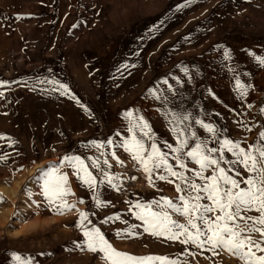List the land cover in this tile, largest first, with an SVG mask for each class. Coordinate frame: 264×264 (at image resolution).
Masks as SVG:
<instances>
[{"label":"rangeland","instance_id":"374dc122","mask_svg":"<svg viewBox=\"0 0 264 264\" xmlns=\"http://www.w3.org/2000/svg\"><path fill=\"white\" fill-rule=\"evenodd\" d=\"M256 57L264 58V0H0V157H6L0 160V264H18L15 255L31 264H107L102 253L87 250L84 231L94 227L115 249L137 258L245 264L222 247L183 243L186 234L154 235L135 205L188 226L189 218L164 201L182 207L181 195H206L187 187L207 182L195 176L200 166L185 155L196 143L190 133L217 149L210 153L217 159L225 139L246 150L259 144L264 65ZM144 122L148 136L140 128ZM133 134L143 141L145 158L155 143L187 183L164 167L149 178L124 147ZM178 134L188 138L182 153L166 147H178ZM64 157L83 160L95 183L85 184L83 172ZM235 160L225 148L220 167L245 187L249 173L230 163ZM50 165L67 175L70 210L56 211L43 195V180L34 179ZM199 203L212 204L206 198ZM81 213L87 214L83 226ZM252 223L237 221L245 234ZM250 235L264 246L259 232Z\"/></svg>","mask_w":264,"mask_h":264},{"label":"snow or ice","instance_id":"6c2138e0","mask_svg":"<svg viewBox=\"0 0 264 264\" xmlns=\"http://www.w3.org/2000/svg\"><path fill=\"white\" fill-rule=\"evenodd\" d=\"M260 64L264 65V58L256 57ZM66 89L65 85H61ZM237 88L244 89V86L237 80ZM264 111V109H262ZM126 115L131 116V113ZM143 119L142 117L140 118ZM186 119V117H185ZM208 132L215 134V129L211 124H205L201 120L196 121ZM133 127H136L134 125ZM148 124L144 122L140 125L141 131L148 129ZM133 129L130 128L129 131ZM175 131V129H174ZM143 135L148 136V131H143ZM192 138L196 139L194 147L186 152V157L191 158L196 164H199L200 171L195 173V176L200 177L207 182L201 186L195 183H187V178L183 173L177 172L171 165L168 164L166 154L163 153L155 143L151 145V152L144 157L146 151L145 145L142 140H138L133 134L130 141H126L124 147L127 151L132 153L133 159L138 161L144 168L146 173H151L155 168L164 167L170 176L187 183V187L191 191L196 193H205V196L189 194L188 197L181 195L179 199L183 201L182 207H177L170 200H165L164 203L167 207L172 208L174 211L188 217V226L183 224H177L172 221L166 212H152L150 206L143 204L135 205L141 211L137 214L138 218L144 220L148 225L147 230L153 232L154 235H163L165 232L169 233V239H178L179 235H185L186 239L183 243H192L198 247H203L205 244L211 246V248H224L230 253L238 255L245 264H264V255L257 256L256 251L264 252V246L261 242L253 240L250 233L259 232L261 236H264V227H256V225L264 226V132L260 133V142L258 145H250L246 150L240 147L239 142H233L225 139L221 144V156L217 159L210 155V153L216 152L217 149H207L206 144L199 141L196 138V133H190ZM178 147L173 148L170 144L166 147L170 148L174 153H182L185 148L188 147V138L182 137V134H178ZM227 149L235 157V161H231L232 164H240L249 173L248 177L243 180L245 187H241V181L230 176L225 168L220 167V161L223 160V150ZM6 157H0V160H4ZM179 163L180 168H186L183 160L179 156L174 157ZM64 160L70 161L77 167V174L83 172V179L85 184L90 187L95 183V177L88 171L87 165L79 157H64ZM107 163V161H105ZM122 163V162H121ZM99 166L98 164L96 165ZM215 166L214 174L205 177L203 172L209 168ZM60 166L50 165L47 169L40 171L39 177L34 179H42L43 195L49 202V204L56 207V211L60 212L63 209H71L75 205H69L65 199L67 195H70V190L67 187L68 178L66 174H62L59 171ZM107 175V174H105ZM240 175L239 172L236 173ZM159 179H167L166 176H160ZM172 182V181H169ZM111 183V178H109ZM177 191H181L180 186L177 185ZM208 199L212 202L211 205H202L199 203L201 199ZM3 197L0 196V201H3ZM59 202V203H57ZM99 204L100 202L97 201ZM146 209H149L146 211ZM255 210L259 213V216L250 217L242 215V212H248ZM219 212L220 214L215 217L214 220L207 216V213ZM18 216V210H17ZM87 219L86 213H81L80 225L83 226L84 220ZM111 219V218H110ZM119 219V217H116ZM251 220L252 226L248 228V233L245 234V230L240 228L237 224L239 220ZM199 220L201 223L197 224ZM174 225L180 228V233L172 232L168 225ZM189 226L194 231H189ZM119 234V233H118ZM84 236L87 237L86 246L87 250L92 252H99L103 254V259L107 264H146V261L152 259H162L167 261V258H137L127 253L118 251L113 245L104 237L99 228H92L91 230H85ZM203 238V239H202ZM255 249L256 251H254ZM15 261L18 264H31L30 261H24L19 255L14 256ZM167 264H174V262L167 261Z\"/></svg>","mask_w":264,"mask_h":264}]
</instances>
